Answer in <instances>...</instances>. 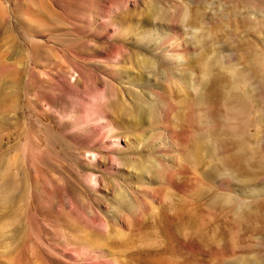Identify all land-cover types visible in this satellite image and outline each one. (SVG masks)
<instances>
[{
  "label": "rangeland",
  "instance_id": "1",
  "mask_svg": "<svg viewBox=\"0 0 264 264\" xmlns=\"http://www.w3.org/2000/svg\"><path fill=\"white\" fill-rule=\"evenodd\" d=\"M188 17L202 20L208 56L241 72L254 112L215 100L198 110L171 92L166 79L198 76L197 38L180 24L191 49L179 69L150 39L156 22ZM117 104L154 116L170 105L183 161L164 165L155 135L138 144ZM251 113L264 132V0H0V264H264L262 184L227 187L187 165L204 131L218 140L213 164L235 156Z\"/></svg>",
  "mask_w": 264,
  "mask_h": 264
},
{
  "label": "bare ground",
  "instance_id": "2",
  "mask_svg": "<svg viewBox=\"0 0 264 264\" xmlns=\"http://www.w3.org/2000/svg\"><path fill=\"white\" fill-rule=\"evenodd\" d=\"M188 18L186 20H179V24H177L174 20H161L156 22L161 25L162 29L159 33H157L155 38L150 39V43L152 42L151 46L158 47L161 50L164 55V60L172 62L176 65V68L179 69L180 67H186L190 61L189 55L191 47L182 37L183 27L193 30L191 37L194 41L196 40L195 38H197V45H193H195L197 49L199 46L200 50L195 58L198 76L194 81H192L194 76L193 72L189 74L190 79L186 76H181V78L174 81L170 79L167 81L166 79V82H168L171 86L170 89L172 88L171 92L174 91L179 94L182 93L184 95L183 101H185L192 108L198 110L208 108L207 100H211L213 102L215 100L218 102L222 101L224 104L233 103L238 106L244 105L249 108L251 112H254V105L244 90L245 80L243 79L241 72L232 65H225V54L216 52L211 53V55L208 56L211 49H209L208 46L206 47V45H202V42L200 41V34H203L204 31L202 20H195L191 17L189 19ZM255 24L256 23H254V26ZM198 32L200 34H198ZM221 72L229 73L232 76V80L228 82L222 79L220 76ZM198 86L200 89H198ZM179 87H181V89ZM169 106L170 105H165V107L163 106V110L161 109L162 111L158 113L159 115L157 116H154L155 112L149 107H143L142 110H137L136 112L134 111L135 114L130 113L125 107L119 104L116 105L114 110L119 117L118 119H121L122 121L126 120V118L133 120L132 123H134L135 127L142 132V135L137 139L138 144L142 141L149 139L152 140L154 137L153 135L157 136L158 138L155 137L154 141H152V147L161 152L162 160L165 162L164 165L167 164L166 166L172 168L178 165V161H183V157H180L183 140L176 130H174L166 121V113L170 108ZM204 118L205 117L203 115L199 116V125L201 128L209 125L204 121ZM237 124L238 123H235L233 126H239ZM245 124L248 126V132L242 137H235L234 139V143L236 144L238 150L235 156H226L224 160L221 159L220 163L217 165L213 164V162L217 161L216 155L219 151L218 140L211 132L206 133V131H204L200 133L189 145L187 165H189L193 172L207 177L208 180L216 177L215 180L218 181L219 184H225L227 187L232 185L231 180L239 178L247 185L250 183L253 186L254 184H262V189L264 190V154L261 153L260 150L264 144V132L261 130L262 120L258 115L251 113L247 117ZM112 126L113 125L110 126V129L107 127L109 132H114L115 129H112ZM149 132L151 133L149 134ZM254 144H257L258 147H254ZM243 158L244 164L240 162ZM204 167L208 170H205L202 173V169ZM144 168L145 163H138L132 167L134 170L133 173L136 175L138 181L142 180L145 176ZM256 189L258 190L257 187ZM6 193H1V200L6 197ZM218 201L220 203H224L225 205H229L234 213L237 214L236 217L240 218V213L238 212L240 206L237 205L233 199L229 200V197L225 196L219 197ZM173 219L174 220H170V225L178 227L183 224L185 216L181 215L179 218L176 217Z\"/></svg>",
  "mask_w": 264,
  "mask_h": 264
}]
</instances>
